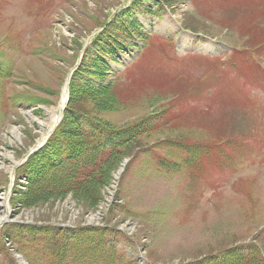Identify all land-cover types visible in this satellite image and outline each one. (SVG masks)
I'll return each instance as SVG.
<instances>
[{"label":"rangeland","instance_id":"rangeland-1","mask_svg":"<svg viewBox=\"0 0 264 264\" xmlns=\"http://www.w3.org/2000/svg\"><path fill=\"white\" fill-rule=\"evenodd\" d=\"M254 61L264 64V0H0V220L13 175L11 220L104 231L103 255L84 243V264H189L253 244L264 230V70ZM77 65L61 140L82 141L72 113L115 131L155 127L121 150L108 183L76 193L44 178L42 155L16 165L52 128ZM30 172L58 195L25 203L17 178ZM5 261L16 264L2 252Z\"/></svg>","mask_w":264,"mask_h":264},{"label":"trees","instance_id":"trees-1","mask_svg":"<svg viewBox=\"0 0 264 264\" xmlns=\"http://www.w3.org/2000/svg\"><path fill=\"white\" fill-rule=\"evenodd\" d=\"M77 78L78 76L75 75L73 85L76 84ZM71 95L70 104L73 99V93ZM77 115L80 114L72 113L75 128H73L71 135H74V137L78 136V138L81 137L83 142H72L62 136L66 151L63 149L59 154V164L54 165L50 169L53 172L52 175H47L42 172H32L30 178H27L29 181L24 196L25 203H32L43 200L45 197L58 195L46 194L40 189L38 187L39 182L35 178L36 174H39L40 177L46 174L44 176L45 179L51 177V180H59L60 184L62 183L70 191L76 190V193L81 192L83 189L91 188L93 190L94 188L103 187L110 181L111 171L116 167L121 150L137 138L128 135L129 129L115 131L99 121L96 123H100V129H96L95 136L94 134H86L82 127L83 123L79 121L80 119ZM63 125H65V121L58 128V134L54 137H60L59 134L62 132ZM104 153L107 154L104 156ZM98 156H101V159H98ZM63 178H65V181ZM11 228L12 238L16 241L20 249H25L29 245L36 246V249H30V253H25L32 264H40L41 262L50 264L51 261L55 262L56 259L63 264L61 260L66 256V247L73 246L75 240L76 245L74 246V250L78 257L72 253L66 258L65 264H79V259L83 261L81 264H84L88 260L83 251L90 249V246H86L85 244H89L90 242L95 243L101 256L107 245V236L102 230L86 232L85 230L73 231L71 229L54 230L49 226L40 227L37 225H12ZM82 238H85V240H82ZM243 249H247V255H240L239 250H230L222 253L220 256L209 257L195 264H264V246L262 249H259L255 244H252L244 246ZM44 252H49V254L54 256L48 259L50 261L49 263L42 259L45 255ZM40 255L43 257H40ZM99 260L96 257L93 260V264H97Z\"/></svg>","mask_w":264,"mask_h":264},{"label":"bare ground","instance_id":"bare-ground-1","mask_svg":"<svg viewBox=\"0 0 264 264\" xmlns=\"http://www.w3.org/2000/svg\"><path fill=\"white\" fill-rule=\"evenodd\" d=\"M66 101H67V87L64 89L63 98H62L60 108L58 109V111L55 112L56 114L54 113V117H52L53 118L52 128L59 122L60 117H61L60 113H62V108H63V105L66 103ZM52 128L49 129V132L52 130ZM45 133H46V131H45ZM48 133L41 139V141L46 139V136L48 135ZM0 221H2V219Z\"/></svg>","mask_w":264,"mask_h":264}]
</instances>
